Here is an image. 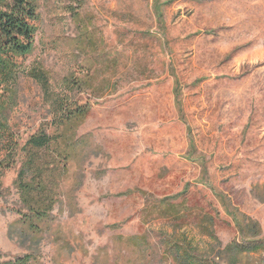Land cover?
<instances>
[{"label":"rangeland","instance_id":"obj_1","mask_svg":"<svg viewBox=\"0 0 264 264\" xmlns=\"http://www.w3.org/2000/svg\"><path fill=\"white\" fill-rule=\"evenodd\" d=\"M38 5L32 54L0 67V260L31 252L32 264H149L117 239L165 228L166 202L155 203L166 196L181 204L176 222L194 243L205 240L204 217L223 245L239 239L215 192L264 236V202L250 193L264 182V0ZM62 100L87 107L84 120L50 125ZM40 126L70 141L86 135L90 146L76 147L63 175L58 158L42 173L47 190L33 196L56 202L50 229L35 237L23 232L17 175Z\"/></svg>","mask_w":264,"mask_h":264},{"label":"trees","instance_id":"obj_2","mask_svg":"<svg viewBox=\"0 0 264 264\" xmlns=\"http://www.w3.org/2000/svg\"><path fill=\"white\" fill-rule=\"evenodd\" d=\"M38 3L39 0H0V67L11 69L20 67L32 54L39 16ZM173 83L175 107L180 112L182 111V103L178 99L180 86L174 74ZM47 84V80H41L42 86L46 87ZM55 102H52L53 106L55 108L58 106L62 110L61 113L51 110L53 115L50 125L54 124L57 127L62 125L68 128L84 120L87 107L64 104L63 100L61 101L63 105ZM182 119L186 122L183 115ZM85 137L86 135L79 136L70 141L64 133L56 131L48 134L45 127L40 126L24 142L21 169L17 175L19 197L25 206L24 212L19 211L24 235L37 237L47 228L50 229L48 223L51 218L50 210L56 199L46 194L47 202L45 203V201H38L33 193L39 194L47 190L42 173L49 163L54 164L55 159L58 158V163L61 164L58 176H61L66 171V162L77 153L76 147L89 148V142L83 143ZM60 140L63 141L61 150L58 145L53 146ZM188 144L194 152L196 146L192 138H189ZM45 154H50L48 156L50 160L39 164ZM200 163L205 171V163L203 161ZM250 193L253 199L264 202V182L252 185ZM214 195L224 213L233 221L239 239H232L223 245L213 230V222L210 218L204 217L201 219L203 222L201 230L205 240L203 244L194 243L193 238L184 228H181V224L176 222L180 216L181 204L169 202L170 198L166 196L155 203V208L157 211L161 210V204L166 202L164 214L167 226L171 228L170 231L167 230V226L165 228L149 227L141 234L120 237L117 240H121L128 250L131 248L148 253L149 264H264V236H260L259 223L244 213L241 214L227 195L220 196L216 192ZM34 261L33 254L27 252L24 255L11 257L9 260H0V264H32Z\"/></svg>","mask_w":264,"mask_h":264}]
</instances>
